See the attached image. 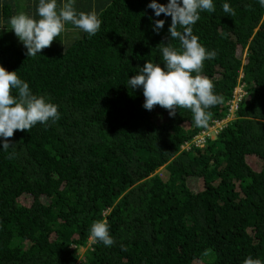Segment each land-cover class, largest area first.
<instances>
[{"label":"trees","instance_id":"trees-1","mask_svg":"<svg viewBox=\"0 0 264 264\" xmlns=\"http://www.w3.org/2000/svg\"><path fill=\"white\" fill-rule=\"evenodd\" d=\"M152 2L74 0L77 13L97 14L99 32L68 23L27 57L9 21L39 19V0H0V66L60 115L15 131L7 150L0 137V264H243L249 256L264 264V7L213 0L215 11L192 26L217 53L201 74L222 97L198 128L190 110H146L143 89L128 84L146 62L165 67L159 45L180 48L171 17L155 16ZM156 20L165 21L158 32ZM234 100L233 119L201 147L193 143ZM189 178L201 188L192 191ZM101 220L111 247L90 238Z\"/></svg>","mask_w":264,"mask_h":264},{"label":"clouds","instance_id":"clouds-1","mask_svg":"<svg viewBox=\"0 0 264 264\" xmlns=\"http://www.w3.org/2000/svg\"><path fill=\"white\" fill-rule=\"evenodd\" d=\"M258 3L264 7V0H258ZM148 7L157 17L161 14L171 17L169 37L179 41L180 48L169 43L159 45L165 67L146 62L135 76L128 79V84L132 89H143V107L146 110L151 111L159 106L172 117L177 109H187L193 114L196 127L207 128L211 117L207 109L222 103V97L214 93L212 80L201 73L204 61L214 59L217 53L207 51L200 44L192 26L200 19L202 11H215L213 0H169L167 5L153 0ZM222 7L227 15H235L229 4L225 3ZM37 14L39 19L20 13L9 21L11 31L27 49V57H34L50 47L54 39L65 31L68 23L90 37L99 32L102 24L95 12L77 13L74 0H67L59 7L57 0H39ZM164 23V20H156L153 31L158 32ZM59 118L57 105L47 102L43 96L33 95L28 83L18 77L17 71L9 72L0 66V137L4 140V150L9 149V138L13 137L15 131L28 132L37 123L47 125L50 120L55 123ZM13 157L14 153L9 155L10 159ZM90 238L94 242H102L106 247H111L115 242L106 220L91 225ZM243 264L262 262L249 256Z\"/></svg>","mask_w":264,"mask_h":264},{"label":"rangeland","instance_id":"rangeland-1","mask_svg":"<svg viewBox=\"0 0 264 264\" xmlns=\"http://www.w3.org/2000/svg\"><path fill=\"white\" fill-rule=\"evenodd\" d=\"M61 1H64V0H61ZM24 6V5H23ZM22 6V7H23ZM20 14V13H19ZM0 26H5V23H3V21H0ZM236 93H239V90L236 91ZM235 101L232 103V105L230 106V111H229V115L223 119V121H220V122H215L214 123V126L213 127H210L207 131L205 132H201L197 137L194 138L193 140V143H195L197 146H202L203 143H204V140L207 136H210V137H214L217 132L224 128L226 126L227 123H229L232 119H233V115L235 113V109H236V106H235ZM190 144H187L185 145L186 148L189 146ZM161 170V169H160ZM159 170V171H160ZM187 185L189 186V188L192 190V191H197L198 189L201 188L202 186V183H201V180L199 179H196V178H189L187 180ZM86 249L85 248H80L79 249V253L83 256V254L85 253Z\"/></svg>","mask_w":264,"mask_h":264}]
</instances>
